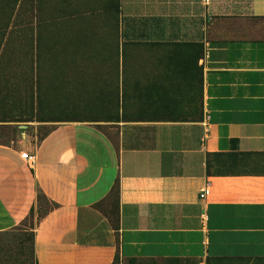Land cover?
Masks as SVG:
<instances>
[{"label":"crops","instance_id":"obj_1","mask_svg":"<svg viewBox=\"0 0 264 264\" xmlns=\"http://www.w3.org/2000/svg\"><path fill=\"white\" fill-rule=\"evenodd\" d=\"M115 9L121 42L151 50L117 54L120 118L105 131L11 118L29 106L27 77L45 67L14 32L28 18L0 0V234L32 232L38 264L264 261V0H115ZM130 108L139 113L125 119ZM45 123L56 125L39 138Z\"/></svg>","mask_w":264,"mask_h":264},{"label":"rangeland","instance_id":"obj_2","mask_svg":"<svg viewBox=\"0 0 264 264\" xmlns=\"http://www.w3.org/2000/svg\"><path fill=\"white\" fill-rule=\"evenodd\" d=\"M17 1L14 0L13 15L17 13ZM25 16L29 26L14 27V32L23 30L21 34H27L29 57L40 49L45 68L42 75L27 77L29 106L23 110V115L13 111L11 118L21 121L89 120L101 123L100 127L107 131L109 126L103 123L120 118L117 54L122 50L147 52L151 48L147 44L124 45L121 42L120 12L115 9V0H109L108 8L100 0H24L16 17L23 19ZM37 17L38 27H35L33 20ZM14 45L20 47V43ZM165 49L170 48L161 47ZM198 98L196 105L200 111V87ZM138 109L130 108L134 114H125V119L137 116ZM55 125L41 124L37 132L39 138ZM45 209L46 206H42V213ZM33 244L34 236L28 229L0 234V264H38ZM113 264L129 262L118 256ZM136 264L152 263L142 260ZM207 264H264V261H207Z\"/></svg>","mask_w":264,"mask_h":264},{"label":"trees","instance_id":"obj_3","mask_svg":"<svg viewBox=\"0 0 264 264\" xmlns=\"http://www.w3.org/2000/svg\"><path fill=\"white\" fill-rule=\"evenodd\" d=\"M234 143H236V141H234ZM118 196H119V190H118V187L115 188V191H114V197H115V200L118 199ZM98 208H101V205L98 204L97 206ZM112 222L115 224H117V220L114 218H112ZM33 249H34V244H33ZM138 262L137 259H131L129 260V263L130 264H136ZM167 264H198L197 262H194V261H191L189 259H178V258H172V259H169L167 261Z\"/></svg>","mask_w":264,"mask_h":264},{"label":"built area","instance_id":"obj_4","mask_svg":"<svg viewBox=\"0 0 264 264\" xmlns=\"http://www.w3.org/2000/svg\"><path fill=\"white\" fill-rule=\"evenodd\" d=\"M209 121H210V116H209V114L206 112V113H205L204 120H203V122H202V125H203L204 130H205V138L207 137V135H208V133H209V130H210V123H209ZM21 157H22V159H24V160H26V161H28V162H31V161L34 159V157H33V156H30L28 153H23V154L21 155ZM208 194H209V190H208V188H205V189L203 190V192H202V194H201L200 197H201V198H204V197H206Z\"/></svg>","mask_w":264,"mask_h":264}]
</instances>
